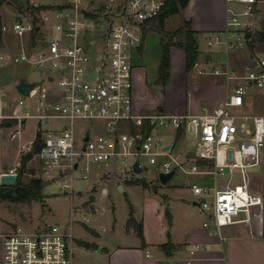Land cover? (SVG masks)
Here are the masks:
<instances>
[{
  "label": "built area",
  "instance_id": "built-area-1",
  "mask_svg": "<svg viewBox=\"0 0 264 264\" xmlns=\"http://www.w3.org/2000/svg\"><path fill=\"white\" fill-rule=\"evenodd\" d=\"M170 1L31 0L16 20L2 23V38L13 35L17 42L14 53L0 46V68L28 64L41 70L42 80L56 83V88L45 90L51 99L27 104L19 98L10 104L0 82V127L6 126V120L14 122L12 136L18 137L28 119L41 123L35 138L20 154L35 149L43 167L62 177L58 180L62 188H73L74 171L81 159L85 161L84 179L89 177L92 163L112 161V169L121 170L125 180L131 181L130 171L139 176L134 163L141 156L158 165L160 173L181 170L208 175L211 182L193 183L190 189L201 209L209 213L215 232L221 233L229 225L250 222L254 210L263 205L262 197L251 189V170L262 160L264 114L236 113L235 109L250 101V88L264 90V55L251 53L241 71L230 62L223 69L214 65L203 71L244 81L231 88L224 102L213 110H137L133 50L143 45L148 21L162 14ZM236 1L244 7L229 9L223 38H208L210 47L224 44L227 54L247 48L253 27L250 16L258 2ZM39 106L44 110L34 112ZM50 119H65L67 124L49 130L44 125ZM97 119L111 132L95 133L92 126L76 133V122ZM156 128L173 130L172 141L155 135ZM38 136L41 142L37 149ZM188 140L195 144L187 147ZM167 144L169 149L164 148ZM204 226L210 223L206 221ZM71 239L72 234L60 224H46L34 232L18 227L2 237V264H74Z\"/></svg>",
  "mask_w": 264,
  "mask_h": 264
},
{
  "label": "rangeland",
  "instance_id": "rangeland-1",
  "mask_svg": "<svg viewBox=\"0 0 264 264\" xmlns=\"http://www.w3.org/2000/svg\"><path fill=\"white\" fill-rule=\"evenodd\" d=\"M21 3L24 4V8H28L31 5V0H21ZM229 6L231 8L237 6L238 10H242L244 7L242 4L234 1L229 2ZM18 12L19 8L16 4L10 0H3L0 5L1 22L9 23L16 20ZM250 18L256 20L251 31L256 33L260 30V11H255ZM185 23L184 11L181 10L179 13L165 19L163 30H158L154 26L147 27L142 51L133 50V61L135 64H144L146 66L150 84H153L159 76V65L162 59L163 47L166 44L168 45L169 54L173 57L174 64H177V61L183 54H185L186 59L185 48L178 46V43L183 41L184 35L177 31L181 27H184V29L190 28V25ZM2 36V33H0V46L14 53L16 50V37L6 35L4 39ZM210 36H212L210 38L213 40L217 37L223 38L224 32L217 35L212 33ZM198 42L203 51L225 48L224 44H215L210 48L208 46V39L204 35H199ZM254 47L258 54L264 48L259 41L255 42ZM222 55V60H225L226 55ZM199 68H201L200 65H197L188 72V86L197 83L199 80L204 82V79H208L213 75L211 73L203 74L198 72ZM221 68L223 69L224 67L222 66ZM43 76L44 74L41 70L25 63L10 64L9 66L0 68V82L8 92L10 104L19 98H23L27 104L29 101L37 103L39 99L47 100L53 98L50 94L45 93V90H54L56 83L50 84L48 81H43ZM23 77L37 80L38 84L35 93L24 95L16 91L15 86ZM238 84H244V81L239 79L229 80L230 88ZM249 91L251 99H254V101L263 98L260 89L252 87ZM43 110V106L33 108V111L36 113ZM66 122L67 120L65 119H50L44 127L53 130L62 127ZM13 123H11V126L0 127V177L3 173H10L13 169L24 183H29L31 179L40 177L43 180V195L39 199L4 200L0 198L1 257L3 254L2 237L5 233L11 232L18 227L34 232L44 228L46 224H60L65 228L66 232L72 234L73 263L99 264V261H106L108 258L106 252L101 250L102 247H111L124 242H134L137 239V233L134 228H128L127 225L131 214V206L135 208L138 218L147 221L154 230L159 229L161 223L167 225L164 215L167 210H170L172 205L166 199L167 195L175 201L188 200L189 203L186 209L189 210L188 212L193 216V219L198 221V207L193 204L195 197L191 192L190 186L193 183L205 184V182H211L210 176L188 174L177 170L169 183L164 184L160 180L158 165L150 164L147 157L141 156L142 172H138L139 176H137L136 173H131L130 171L128 176L132 178V181L144 178L150 187H145L142 183H130L127 189L122 191L116 184H112L109 186V191L104 193L100 186H97L100 180L98 178L106 181L124 182L126 184L131 181L125 180L124 172L121 170L112 169L114 167L112 161L107 163H92V170L88 173L89 177L84 179L85 161L81 159L80 166L74 171L73 188H62L58 183V180L62 177L55 174V172L47 171L37 156L33 155L29 158L25 166L22 164L24 155L20 154L21 149L35 138L37 128L39 125L41 126V123H38L34 118L28 119L23 124L22 135L18 137L12 136L15 126ZM92 126L93 129L91 131L95 133L107 134L111 132L106 127L105 122L97 119L85 123L76 122V133L79 134L82 127L90 129ZM153 132L155 135L163 137L166 142L172 140L174 136L173 130L156 128ZM179 142L177 144L180 146L181 143ZM194 144L193 140H188L186 143L187 147ZM97 172H100L101 176H97ZM44 183H47V185L44 186ZM87 218H89V221ZM83 241L98 245L97 250L84 254L82 250L84 246Z\"/></svg>",
  "mask_w": 264,
  "mask_h": 264
},
{
  "label": "crops",
  "instance_id": "crops-1",
  "mask_svg": "<svg viewBox=\"0 0 264 264\" xmlns=\"http://www.w3.org/2000/svg\"><path fill=\"white\" fill-rule=\"evenodd\" d=\"M231 1L237 2L236 0H190L182 9L186 22L190 23V27L195 31L199 49V58L195 66L201 67L198 72L208 74L203 72L208 70L207 67L214 65L224 67L228 62L231 63L232 68L241 71L243 65L249 61L251 52L247 48L241 52L227 54L225 48L203 51L198 42L199 35H204L208 39L212 37L210 36L212 33L217 35L225 30L229 9L239 11L237 6L233 8L229 6ZM254 6V12L260 11L259 29L262 31L264 30V0H258ZM251 21L254 27L256 20L251 19ZM143 47L144 43L137 51L141 52ZM263 53L260 52V55H264ZM222 54L226 55L225 60H222ZM170 59V78L166 84L160 81V72L153 84H150L146 66L135 64L133 61L134 103L137 110L152 112L164 109L178 113H199L205 108L213 110L228 97L231 88L229 80L224 75L213 74L212 77L204 79V82L199 80L188 86L189 71L186 70L185 54L179 58L177 64H174L171 55ZM176 68L179 70L177 71ZM35 89L31 93H35ZM260 92L263 98L257 101L250 99L244 107L235 109V112L264 114V90ZM98 179L100 180L97 186H100L104 193L109 191V186L112 184H116L119 189L122 186L124 189L122 191H125L132 183ZM46 185L47 183H44V186ZM251 189L262 197L263 205L254 210L255 214L250 222L229 225L221 233L215 232V225L209 213L201 209L196 199L193 204L198 207V221H195L186 209L188 200L175 201L167 195L166 199L172 203L170 210H167L164 215L167 225L161 223V227L155 230L147 221L140 220L135 213V208L132 207L136 221L143 226V238L137 234L134 242L102 247L101 250L106 252L108 258L106 261H99V264H264V148L260 165L251 170ZM206 221L210 223L209 227L204 226ZM83 243L84 254L97 250L98 245L84 241ZM165 243H170L168 249L162 247ZM2 259L3 254L2 257L0 256V264Z\"/></svg>",
  "mask_w": 264,
  "mask_h": 264
},
{
  "label": "trees",
  "instance_id": "trees-1",
  "mask_svg": "<svg viewBox=\"0 0 264 264\" xmlns=\"http://www.w3.org/2000/svg\"><path fill=\"white\" fill-rule=\"evenodd\" d=\"M12 3L16 4L19 8V11H22L24 9V4L21 3V0H10ZM3 0H0V5L2 4ZM190 0H171L168 5L166 6L165 11L154 17L153 19H150L148 21V27L154 26V28L158 30H163L165 19L169 16L179 13L182 9H184ZM153 24V25H152ZM185 24L190 25L188 22ZM2 27L1 22V15H0V33ZM178 32H181L184 35L183 41H180L178 43V46H182L185 48L186 51V70L190 71L195 64L198 61L199 58V49H198V43L195 37V31L192 29V27L188 29H184V27H181ZM146 32V31H145ZM145 35V34H144ZM248 40H247V50L250 51L252 54H257L254 44L256 41H259L261 45L264 46V30L255 32H249L248 33ZM5 43V41H3ZM260 52H264L263 50H260ZM170 68H171V59L169 54L168 45L166 44L163 47V53H162V59L159 65V72L160 76L159 79L163 84H166L168 79L170 78ZM4 125H9L10 121L6 120L3 122ZM146 130H151L150 127H147ZM180 137V135H179ZM38 141L35 144V147L38 149L40 147V138L38 136ZM33 156V153L30 152L22 158V164L23 166L26 165L29 158ZM132 183H142L145 187H150L147 180L144 178H138L135 181H132ZM42 187H43V180L41 178H34L31 179L29 183H24L21 179V177L18 175L15 184L11 185H0V198L1 199H9V200H24V199H39L42 197ZM128 228L133 227L137 234L143 238V226L141 223H138L133 215V210L131 206V214L127 222ZM170 243L162 244V247L165 249H168Z\"/></svg>",
  "mask_w": 264,
  "mask_h": 264
},
{
  "label": "water",
  "instance_id": "water-1",
  "mask_svg": "<svg viewBox=\"0 0 264 264\" xmlns=\"http://www.w3.org/2000/svg\"><path fill=\"white\" fill-rule=\"evenodd\" d=\"M38 82L32 79H27L26 77L21 78L17 84L16 87L18 89V91L24 95H29L36 87H37ZM85 140H88V136L85 138ZM165 149H169L170 148V144H167L165 147ZM36 150L33 149L32 153H35ZM78 164H76L77 166ZM134 169L136 170V172H142L143 167L140 166V161L137 160L134 163ZM175 175V171L172 170L170 172H161L160 173V180L162 183L166 184L170 181V179ZM17 179V174L16 173H3L0 177V183L2 185H11V184H15ZM121 190H124L122 186H120Z\"/></svg>",
  "mask_w": 264,
  "mask_h": 264
}]
</instances>
